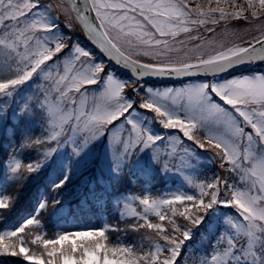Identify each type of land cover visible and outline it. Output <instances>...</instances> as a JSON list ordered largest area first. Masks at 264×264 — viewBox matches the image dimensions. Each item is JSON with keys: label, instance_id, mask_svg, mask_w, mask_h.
Instances as JSON below:
<instances>
[{"label": "snow or ice", "instance_id": "obj_1", "mask_svg": "<svg viewBox=\"0 0 264 264\" xmlns=\"http://www.w3.org/2000/svg\"><path fill=\"white\" fill-rule=\"evenodd\" d=\"M258 61L264 0H0V96L33 81L5 133L30 119L46 129L19 143L37 149L38 159L22 161L18 149L8 154L17 187L57 148L68 144L79 155L102 135L117 172L145 148L163 169L188 166L195 153L187 142L210 150L218 165L211 179L186 177L192 193L135 196L142 211L126 204L136 220L124 227L141 234L138 245L111 242L109 225L49 237L33 215L0 231L3 264H21L9 257L29 264H264V70L219 76ZM109 62L134 78H118ZM188 74L210 78L163 88L143 79ZM11 107L7 100L0 107V125ZM138 108L158 134L133 115ZM13 199L0 196V208ZM220 205L238 213L225 217L232 231L220 233L209 255L180 259L194 228L214 227L209 213Z\"/></svg>", "mask_w": 264, "mask_h": 264}, {"label": "rangeland", "instance_id": "obj_2", "mask_svg": "<svg viewBox=\"0 0 264 264\" xmlns=\"http://www.w3.org/2000/svg\"><path fill=\"white\" fill-rule=\"evenodd\" d=\"M118 78H120V77H118ZM120 79H123V78H120ZM191 82H193V81H191ZM159 88H163V87H159ZM145 114L146 113L141 112L140 110L139 111L137 110V112L133 113L134 116H139L141 122L145 126L150 127L151 131L154 134H157V129L153 125H151L152 122H150L149 120H148V122H146L145 119L143 122V118H144ZM1 126H3V125H0V131H1ZM152 126L154 127V129ZM188 147H189L190 152L195 153V155L191 157V163L188 166L163 169L161 167V165H159L158 163H156V161L153 160L152 151L150 148H145L143 151L134 152L137 155L135 162L138 165L144 167L145 170H147L148 172H151L153 170H155L157 172L163 171L164 174H166V175L173 174V175L177 176L179 181L176 184L170 183L167 186V189H166L163 196H166V195L174 193V192L192 193V192H194V189L188 183L186 177L187 176H193L197 179L205 180V173H204V175H202L201 173H198L199 171H201V169L200 170L198 169L196 171V168L199 166L208 167V165H210L212 162L213 156L209 153L201 152L200 150H199V153H197L196 148H194V146L192 144H189ZM133 154H132V156H133ZM17 157L19 159H21L20 156H17ZM78 157L81 160V166L88 163L92 158L99 157L100 165L103 166L108 173L117 172L113 169V161L111 159V153H110L109 148H108L107 136L102 135V136L98 137L91 144H89L78 155ZM70 158H71L70 154L68 153L66 156V165L67 166H69V164H70ZM8 170H10L9 165H8ZM9 174H11V173H9ZM134 197H135L134 195H131L128 198H123V197L120 198V202L122 204V207L126 211L127 214H128L127 209H125L126 204H129L130 207L135 208L137 211H142V208L140 206L135 205L136 200H134ZM234 215H237V214H234ZM106 225H107V223L104 222L103 226H106ZM58 227H59L61 232L67 231V229L70 227H75V228L76 227L77 228L83 227L84 229H89L88 226H79L74 221H72V219H68L67 221L64 219L60 220L58 222ZM229 231H232V229L230 228Z\"/></svg>", "mask_w": 264, "mask_h": 264}, {"label": "trees", "instance_id": "obj_3", "mask_svg": "<svg viewBox=\"0 0 264 264\" xmlns=\"http://www.w3.org/2000/svg\"><path fill=\"white\" fill-rule=\"evenodd\" d=\"M204 3L205 0H193V3ZM83 41V40H82ZM38 151V150H37ZM36 155L39 156L38 152H36ZM37 156H34L33 157V160H36L37 159ZM38 171V170H37ZM36 171V172H37ZM35 172H32V173H29L27 175V177L24 179L25 181L21 184V186L19 187V191L20 193H23L24 195L29 193L35 183H34V180L32 179V175L34 174ZM67 187H61V188H58L57 191L55 192L56 195H57V198L55 200H51L50 203L48 204L47 208H46V211H48L50 209V207H55L57 204H60L61 202L63 201H66V199L68 198L67 195V192L65 191ZM16 198V196H14V199ZM52 201H55V203H52ZM132 231V238L135 237L136 240H133V245H138L139 243H141V234L139 232H136V231ZM109 239L111 242H114V234H109ZM196 245H198V242H195ZM0 257H4V256H0ZM9 258H12V257H9ZM15 258H18L19 260H23L22 257H15ZM24 261V260H23ZM27 262V264H29L28 261H25Z\"/></svg>", "mask_w": 264, "mask_h": 264}, {"label": "water", "instance_id": "obj_4", "mask_svg": "<svg viewBox=\"0 0 264 264\" xmlns=\"http://www.w3.org/2000/svg\"><path fill=\"white\" fill-rule=\"evenodd\" d=\"M249 64H251V63H244V64H241V65H236L234 67V69H229L228 72L233 71V70H236V69L241 68L243 66H247ZM116 65L119 66V67H121V68H124L125 70H127V71H129L131 73V70L128 69L127 67H123V66L118 65V64H116ZM196 76H204V75H202V74H188V75L184 76V78H187V77H196ZM161 77H164L165 79H167V78H178V77H174V76H161ZM144 78H151V79H153V76L152 75H148V76H145Z\"/></svg>", "mask_w": 264, "mask_h": 264}]
</instances>
